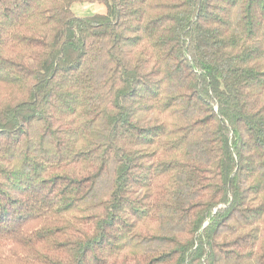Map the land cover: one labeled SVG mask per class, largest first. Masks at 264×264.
<instances>
[{"label":"trees","instance_id":"obj_1","mask_svg":"<svg viewBox=\"0 0 264 264\" xmlns=\"http://www.w3.org/2000/svg\"><path fill=\"white\" fill-rule=\"evenodd\" d=\"M0 264H264V0H0Z\"/></svg>","mask_w":264,"mask_h":264},{"label":"rangeland","instance_id":"obj_2","mask_svg":"<svg viewBox=\"0 0 264 264\" xmlns=\"http://www.w3.org/2000/svg\"><path fill=\"white\" fill-rule=\"evenodd\" d=\"M72 11L77 16H87L93 13L103 14L105 12L104 6L100 4H75L72 6Z\"/></svg>","mask_w":264,"mask_h":264}]
</instances>
